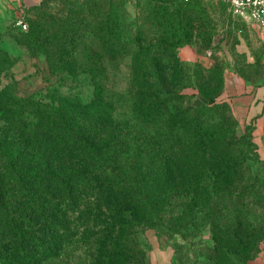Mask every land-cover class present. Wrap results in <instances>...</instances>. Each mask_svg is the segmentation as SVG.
Masks as SVG:
<instances>
[{
    "label": "trees",
    "instance_id": "16d2710c",
    "mask_svg": "<svg viewBox=\"0 0 264 264\" xmlns=\"http://www.w3.org/2000/svg\"><path fill=\"white\" fill-rule=\"evenodd\" d=\"M54 3L34 6L23 42L52 72L85 76L92 99L0 94V264H65L71 253L73 264H147L137 229L160 237L196 223L212 252L247 264L260 239L236 199L246 153H259L255 125L240 136L216 87L184 92L190 20L157 0L148 33L127 0ZM126 59L130 109L119 118L108 68ZM234 198L239 215L227 217Z\"/></svg>",
    "mask_w": 264,
    "mask_h": 264
},
{
    "label": "rangeland",
    "instance_id": "374dc122",
    "mask_svg": "<svg viewBox=\"0 0 264 264\" xmlns=\"http://www.w3.org/2000/svg\"><path fill=\"white\" fill-rule=\"evenodd\" d=\"M23 1L14 2L13 7L18 11H4L0 15V94L18 98L33 96L45 101L75 97L84 103L89 102L93 87L90 82H84L85 76H79L74 82L67 73L52 72L46 55L33 57L29 54L23 42L25 31L16 22L24 19L28 24L34 15L33 6L44 0ZM165 1L170 10L182 11L180 18L191 22L182 25L180 31L190 38L178 51L184 68V92L191 94L199 92V87L205 91L216 87L220 92L218 99L224 100L232 110L240 136L248 125L258 126V121H252L248 110L264 87V28L233 14L224 0ZM156 3L157 0H127L126 3L131 19L138 16L139 23L148 33L157 31L150 20L146 21L149 7ZM51 7L56 11L60 7V0H55ZM85 31L82 30V34ZM88 40L85 37V41ZM167 72L171 74L174 69ZM108 74L109 96L115 102L120 118L130 109V96L127 93L131 76L130 60L109 67ZM256 128L254 138L259 153L251 150L246 153L244 179L240 186L244 196L243 200L236 199L237 207L248 216L260 239L247 264H264V125ZM234 201L235 198L227 199L224 203L227 217L239 215ZM134 237L145 252L147 264H244V261L240 262L233 256L212 252V234L201 223L189 225L176 235L163 232L160 237L155 230L137 229ZM78 255L71 253L65 259V264L75 263ZM243 259L246 260L245 257Z\"/></svg>",
    "mask_w": 264,
    "mask_h": 264
},
{
    "label": "built area",
    "instance_id": "2783aa9c",
    "mask_svg": "<svg viewBox=\"0 0 264 264\" xmlns=\"http://www.w3.org/2000/svg\"><path fill=\"white\" fill-rule=\"evenodd\" d=\"M233 14L241 16L264 28V0H224ZM16 25L23 31L28 30L24 19H18Z\"/></svg>",
    "mask_w": 264,
    "mask_h": 264
},
{
    "label": "crops",
    "instance_id": "0c3cea01",
    "mask_svg": "<svg viewBox=\"0 0 264 264\" xmlns=\"http://www.w3.org/2000/svg\"><path fill=\"white\" fill-rule=\"evenodd\" d=\"M15 1H20V0H0V15H2L4 11H18L17 8L15 9L13 7V5H15V3H14ZM23 2L27 3L28 0H24ZM38 2H40V1H38ZM263 62H264V58H263ZM263 98H264V87H262L260 89V93H258L257 97L255 98L254 104L248 110V112L252 116V121H258V126H257V124H254L255 125V131L257 129L256 127H260L262 124L264 125V102H262ZM254 137H255V135H254ZM255 142H256V140H255ZM258 148H259V146H258Z\"/></svg>",
    "mask_w": 264,
    "mask_h": 264
}]
</instances>
